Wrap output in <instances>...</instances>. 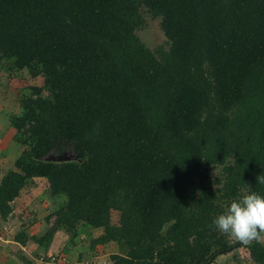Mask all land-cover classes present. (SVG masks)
I'll return each instance as SVG.
<instances>
[{"label": "trees", "instance_id": "1", "mask_svg": "<svg viewBox=\"0 0 264 264\" xmlns=\"http://www.w3.org/2000/svg\"><path fill=\"white\" fill-rule=\"evenodd\" d=\"M141 10L166 48L136 36ZM0 74L41 79L7 125L19 153L0 178V223L36 179L61 199L42 235L27 222L13 242L37 258L56 232L68 245L98 230L81 264L110 243L105 264H213L232 247L234 264H264L261 243L213 225L250 191L264 197V0H0Z\"/></svg>", "mask_w": 264, "mask_h": 264}, {"label": "rangeland", "instance_id": "2", "mask_svg": "<svg viewBox=\"0 0 264 264\" xmlns=\"http://www.w3.org/2000/svg\"><path fill=\"white\" fill-rule=\"evenodd\" d=\"M143 19V25L136 31V36L144 44V46L153 51L154 49L161 47L166 48L167 44L162 36L159 29V22L157 19H152L146 14L144 10H141ZM0 178L9 170L14 158L18 155L19 151L17 145L11 141V131L8 129V124L12 115H17V107L14 104L16 94L20 92L21 87L25 85L40 86L41 79H28L26 75L20 76L24 83L21 82L20 78L16 79L8 78L5 75L0 74ZM17 112V114H16ZM11 141V142H10ZM17 146V147H16ZM215 171L210 170L209 176L212 178ZM22 194V195H21ZM21 197H18L17 211L15 209V200L12 201V213L11 217L6 221L0 223V264H11L9 261L16 259L22 253L19 252V247L13 245L14 235L20 230L21 225H26L27 222H31L26 226V233L32 236H40L48 228V225L44 223L43 217L56 208L58 200L52 199L47 192L46 184L44 180L36 179L31 186L27 187L20 193ZM29 213L30 216H29ZM28 214V215H26ZM117 213L111 212V221L116 223ZM51 220V219H50ZM50 222V221H49ZM84 233V236H77L74 238L72 244H66L67 237L62 232H56L53 235V240H57L55 248L62 251H53L45 254L46 256H54L59 253L62 254L66 260V264H81L85 263L88 259L87 253V241L91 238L94 239L100 236V232L89 231L88 236ZM86 239V240H85ZM264 246V241L259 242ZM118 246V245H117ZM119 251L122 248L118 246ZM102 255L100 259L105 260L106 257L112 254L119 253L115 244H106L103 247ZM237 247H232L226 253L216 256L213 264H234V260L240 256L235 250ZM25 251V248H23ZM28 254L31 255L32 250L27 249ZM77 260V261H76ZM79 260V261H78ZM33 261V255L32 260ZM93 262V261H92ZM16 264V263H15Z\"/></svg>", "mask_w": 264, "mask_h": 264}, {"label": "clouds", "instance_id": "3", "mask_svg": "<svg viewBox=\"0 0 264 264\" xmlns=\"http://www.w3.org/2000/svg\"><path fill=\"white\" fill-rule=\"evenodd\" d=\"M256 183L264 184V175L257 176ZM213 225L221 234L243 244L264 241V197L250 191L231 202Z\"/></svg>", "mask_w": 264, "mask_h": 264}, {"label": "crops", "instance_id": "4", "mask_svg": "<svg viewBox=\"0 0 264 264\" xmlns=\"http://www.w3.org/2000/svg\"><path fill=\"white\" fill-rule=\"evenodd\" d=\"M21 195H22V194H21ZM21 195H20V197H21ZM17 205H18V198L15 199V209H16V211H17ZM26 234H28V233H26ZM29 236H32V235H29ZM83 236H84V234L82 235V237H83ZM56 241H57V240H53V239L51 240V242H50V244H49V246H48V248H47L45 254H47L48 252L53 251V249H55L56 252H57V251H62V250H60V249H58V248H55V246H56V244H57ZM11 243H12L13 245L19 247L18 250H19L20 253H22L21 255H19V257H22V258H24V259H26V260H28V261H31V260H32V255H34V257H33V261H34V259L36 258L35 255L37 256V255H39V254H43L40 250L37 249L36 245L33 244L32 242H31V243H26V244L23 245V246H21V245L15 243V242H11ZM23 248H25V251H23ZM27 249H31V250H32L31 255L28 254ZM19 257H18V258H19ZM16 259H17V258H16ZM16 259L14 258V259H12L13 261H9V262H10L11 264H15V263L17 264V260H16ZM33 261H32V263L34 264Z\"/></svg>", "mask_w": 264, "mask_h": 264}, {"label": "built area", "instance_id": "5", "mask_svg": "<svg viewBox=\"0 0 264 264\" xmlns=\"http://www.w3.org/2000/svg\"><path fill=\"white\" fill-rule=\"evenodd\" d=\"M34 264H66V260L63 256H39L34 259ZM99 264H105V260L101 261Z\"/></svg>", "mask_w": 264, "mask_h": 264}, {"label": "water", "instance_id": "6", "mask_svg": "<svg viewBox=\"0 0 264 264\" xmlns=\"http://www.w3.org/2000/svg\"><path fill=\"white\" fill-rule=\"evenodd\" d=\"M72 159L71 153L69 151L62 153L61 155L48 154L43 158L45 161L49 162H67Z\"/></svg>", "mask_w": 264, "mask_h": 264}]
</instances>
